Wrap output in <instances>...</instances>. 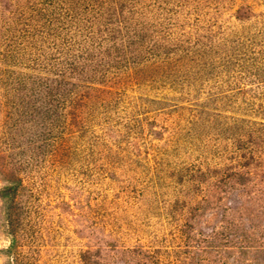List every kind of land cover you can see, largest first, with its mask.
I'll list each match as a JSON object with an SVG mask.
<instances>
[{
    "label": "rangeland",
    "instance_id": "obj_1",
    "mask_svg": "<svg viewBox=\"0 0 264 264\" xmlns=\"http://www.w3.org/2000/svg\"><path fill=\"white\" fill-rule=\"evenodd\" d=\"M0 264H264V0H0Z\"/></svg>",
    "mask_w": 264,
    "mask_h": 264
}]
</instances>
